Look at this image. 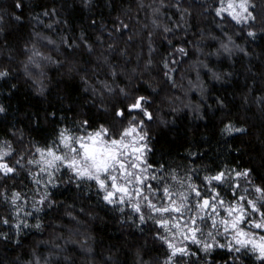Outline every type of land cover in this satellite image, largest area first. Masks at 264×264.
Returning <instances> with one entry per match:
<instances>
[{
	"label": "trees",
	"instance_id": "1",
	"mask_svg": "<svg viewBox=\"0 0 264 264\" xmlns=\"http://www.w3.org/2000/svg\"><path fill=\"white\" fill-rule=\"evenodd\" d=\"M208 2L166 0L161 12L153 13L152 0H111V8L107 0H95L90 8H86L82 0H22L20 8L16 7V0H0V16L4 17L0 21V28L3 29L0 32V68L6 67L10 74L9 78L0 79V103H4L8 109L6 113H0V143L5 140L12 142L15 149L12 160L22 155V162H26L31 156L38 155L35 147L54 142L61 127L82 132L76 123L81 120H88L92 128L119 120L120 129L114 133L118 135L127 125V118L115 116V110L123 107L145 120L151 149L148 162L154 166L165 165L160 175L170 169H176L179 176L189 173L206 191L203 177L224 170L227 165L230 169L241 171L250 168L252 179L257 184L264 181V103L260 102V98H264V31L259 30L264 28V19L257 14L258 0H253L257 7L249 10L257 16V20L248 23L257 34L255 38L249 37V28L236 24L227 13L216 14L220 0H211V8H207ZM184 8L189 9L184 14L187 16V26L181 21ZM46 10L48 16L44 15ZM17 16L21 19L17 20ZM57 19L59 23L48 27ZM153 20L161 21L172 31L165 32L162 26L153 27ZM221 21L224 22L223 29L216 27ZM121 22L128 27L122 28ZM201 29L204 30L203 39ZM81 32L93 45V51L90 52L82 43ZM209 32L213 35H209ZM225 32L233 35L236 43L243 44L246 52L236 51L231 57L227 53L220 56L212 54L222 40L227 41ZM237 32L240 35H236ZM36 33L42 35L37 36ZM45 35L57 40L59 47L44 40L42 37ZM62 36L79 47L69 48L61 41ZM98 36L102 40L97 39ZM169 40L172 41L171 45ZM33 43L45 55L61 61L57 65L40 60V68L29 66L33 76L40 78L43 73L47 85L43 94L36 91L39 85L33 78L24 74L26 57L31 54L24 46ZM110 44L113 45L111 49L108 47ZM178 45L187 50V55L173 51ZM150 47L153 49L151 54ZM201 48L203 52L198 50ZM104 56L109 58L107 64ZM165 57L169 59L170 67L175 69L173 78L176 84L182 87L173 86L172 81L164 75L166 69L160 61ZM149 58L153 64L145 70L144 65ZM194 61H207L209 68L232 73L224 80H214L208 68L199 67L200 77L208 87L206 100L195 89L186 92L190 87L188 79L196 81L197 78ZM108 64L119 66L115 78L108 71ZM133 68L138 71L134 73ZM82 76L87 80H82ZM101 80L108 81L115 88L114 93H108L99 83ZM11 84L17 87L12 89ZM89 84L100 89L104 98L93 95V88ZM150 84L155 86V91ZM116 85L126 88L133 96L150 97L147 107L153 113V118L149 120L138 110H128L126 105L132 101L130 98L126 100ZM216 97L223 99L224 105L218 104ZM190 101L203 105V118L192 107L184 106ZM101 103L106 107L101 108ZM53 112L55 115H50ZM229 121L237 126L242 124L247 131H222ZM17 167L19 175L11 174L7 179H0V190L6 189L9 195L13 189L21 191L30 203L32 189L43 187L35 184L29 175V168L31 171H37V168ZM155 170L156 167L152 169ZM67 175L66 170L58 174L60 180L66 179ZM166 179L172 182L170 177ZM149 182L153 185L156 183ZM88 184H92L90 190ZM233 188L234 184L224 186L226 199L235 198ZM52 191V198L60 201L58 206L52 209L45 207L41 213L29 207L24 209L33 212V216L28 217L30 224H34L39 216L44 222L42 230L24 229L18 243L14 224L0 223V231L8 232L10 236V239L0 237V264L16 256L21 260L33 259V250L43 260L56 244L63 245L65 250L59 258L51 257V264H112L108 256H113L118 264H138L137 251L140 260L149 261V264H164L169 249L163 241L154 237L157 226L148 221L137 228L131 221H122L121 214L111 205L106 207L98 202V189L94 182H87L79 190L75 184H59ZM240 191L236 189V195ZM66 207L84 223L65 215ZM124 214H131L130 209L126 208ZM20 215L23 217V212ZM0 217L15 220L8 202L2 196ZM77 231L84 235L76 234L74 240L84 242L85 247L91 245L92 253L86 252L78 243L66 242ZM57 233L62 234L63 238H57ZM89 234L92 239H88ZM218 239L225 242L221 237ZM187 243L196 255L180 256L177 264H184L185 260L193 264L197 256L199 261L208 259L198 251L199 245L190 241ZM237 255L244 264H260L250 252L232 253L227 248H216L210 258L220 264L226 261L232 264L233 257ZM66 256L71 260H65ZM236 264H239L238 260Z\"/></svg>",
	"mask_w": 264,
	"mask_h": 264
},
{
	"label": "snow or ice",
	"instance_id": "2",
	"mask_svg": "<svg viewBox=\"0 0 264 264\" xmlns=\"http://www.w3.org/2000/svg\"><path fill=\"white\" fill-rule=\"evenodd\" d=\"M16 7H22V0H16ZM251 7L250 0H227V3L225 0H220V6L215 9V12L218 16L227 13L238 23L255 21L256 16L249 10ZM53 11L55 10L53 9ZM186 11L183 10L181 15H184ZM44 15L48 16L49 12L46 10ZM16 19L19 20L21 17L17 16ZM121 27L127 28L128 25L121 22ZM164 31L170 32L168 26L164 27ZM256 34L255 29L249 28V37L255 38ZM37 35L42 34L37 33ZM81 35L82 43L87 46L90 52L93 51V45L84 38V33ZM44 37L49 40V43L54 44L46 35ZM98 39L102 40V37ZM62 42L69 48H72L75 43L69 42L68 38ZM168 43L171 45L172 41L169 40ZM24 47L31 53L26 57L24 74L33 78L39 85L36 91L43 94L46 89L43 73L40 78H37L33 76L29 66L35 65L40 68V60L49 63H59V61L50 55H45L35 43L31 46L25 44ZM108 47L111 49L113 45L110 44ZM234 47L237 46L234 45L231 36H228L227 41H221L219 48L216 49V55L227 53L230 56ZM198 50L203 52V49ZM173 51L187 55V50L182 45H178ZM245 51L241 49V52ZM149 52L150 54L153 52L151 47ZM103 60L108 63L109 58L104 56ZM175 62L171 61V63ZM160 63L166 69L164 75L172 81L173 86H176V81L173 78L175 69L170 67L169 59L165 57L161 59ZM152 64L153 60L149 58L144 65L145 70ZM193 64L197 69V78L196 81L189 79L190 87L186 92L195 89L205 100L208 98V87L200 77V66L208 68L214 80H224L226 76L232 75V73H222L209 68L207 61H194ZM9 75V70L6 67L0 68V79H7ZM112 75L116 76L115 68H112ZM81 79L87 80V77L82 76ZM103 85L109 93L115 91L108 81H103ZM150 86L154 91L156 90L154 85L150 84ZM10 87L15 89L17 85L11 84ZM119 93L123 94L126 100L131 99L132 102L126 105L128 110H138L142 116L149 120L153 118V113L147 107L150 97L133 96L126 88H119ZM216 100L218 104L224 105L223 99L216 97ZM260 102L264 103V98H260ZM184 106L192 107L201 118L205 115L201 104H193L190 101ZM7 110L5 104L0 103V113H6ZM50 115L54 116L55 112ZM115 116L127 118V125L118 135H114L110 128L104 124L92 128L88 120H81L76 123L82 132L77 133L68 127H61L54 142L43 147H35V152L38 155L31 156L26 163L36 166L37 171L29 169V175L35 184L43 187L32 189L33 195L30 197V203L21 191L13 189L9 195L6 189L0 190V196L8 202L12 216L15 217L14 221L8 217H0V223L14 224L18 243L20 233L24 229H43V221L39 216L36 217L34 224H30L28 217L33 216V212L24 211V209L29 207L36 213H41L45 207L52 209L58 206V203L52 199L54 195L52 189L60 184L58 174L62 170H66L67 178L72 182L70 185L75 184L77 189H81L89 181L94 182L98 189L97 200L104 203L106 207L111 205L113 210L121 214L122 221H131L137 228L152 221L157 226L154 237L163 241L169 249L165 264H177L180 256L196 255L189 247L188 241L199 245L198 251L203 252L208 258L216 248H227L232 253L252 252L259 259L260 264H264V234L255 231L257 229L264 230V181L257 184L252 179V169L234 170L226 165L224 170L208 173L203 177L206 191L201 189L189 173L179 176L176 169H170L160 175L159 173L165 168V165L154 166L147 159L148 137L141 130L145 126V120L139 119L137 122V115H132L123 107L115 110ZM222 131L244 133L247 129L242 124L237 126L236 123L229 121L224 124ZM14 154L15 149L11 141L5 140L0 143V174H2L0 177L3 179H7L11 174L19 175L17 165L23 167V156L12 160ZM154 167L156 170L152 171ZM167 177L171 178V183L168 182ZM149 181L156 183L153 185ZM233 184L235 198L228 200L223 195L224 186ZM87 186L90 190L92 184ZM236 189L241 190L240 194L236 195ZM126 208L130 209L131 214H124ZM83 211L84 209H81V212ZM21 212H23V217L20 215ZM68 215L71 216L72 213H68ZM89 215L93 214L89 213ZM221 233L226 242L222 243L218 239L221 237ZM0 237L10 239L9 233L4 231H0ZM81 246L83 247L84 244ZM55 255H57L55 252L49 253V256ZM239 259L238 255L233 257V260ZM211 261L212 264H215L214 260ZM198 262L202 264V261L199 260L193 261V264H198ZM46 264H51V260L46 258ZM225 264L228 262L226 261Z\"/></svg>",
	"mask_w": 264,
	"mask_h": 264
},
{
	"label": "clouds",
	"instance_id": "3",
	"mask_svg": "<svg viewBox=\"0 0 264 264\" xmlns=\"http://www.w3.org/2000/svg\"><path fill=\"white\" fill-rule=\"evenodd\" d=\"M141 2H143V0H141ZM165 2H166V0H152V5H154L153 7H152V11H153V13H157V12H161V8L163 7V5L165 4ZM82 3L84 4V6L86 7V8H90L94 3H95V0H82ZM107 3H108V7L109 8H111L112 7V3H111V0H107ZM250 3H251V6L253 7V8H255V7H257L254 3H253V0H250ZM258 4H259V8L257 9V14L258 15H260L261 17H262V19H264V0H258ZM152 5H150V6H152ZM212 7V3H211V0H209V2H208V4H207V8H211ZM207 8L205 9V11H207ZM158 9V11H156ZM183 10H187L186 12H184V14L185 13H188L189 12V9H187V8H184V9H182V11ZM161 15H162V13H161ZM3 19H4V17L3 16H0V21H3ZM257 20V16H256V19H255V21ZM181 21H182V23H184L185 24V26H187V16L186 15H181ZM249 21H251V20H249ZM236 22V24H238V25H241V26H243V27H246V28H252V25L250 24V23H248V21L247 22H243V21H241V22H237V21H235ZM53 23H59V19H57L56 21H53L52 23H49L48 24V27L50 26V28L52 27V24ZM153 27H157V26H162L163 28L165 27V26H167L166 24H162L161 23V21H157V20H153ZM145 27H147V25H145ZM216 27L217 28H220V29H223V27H224V22L223 21H221V22H219V23H217L216 24ZM169 29H170V31H172V29L170 28V27H168ZM0 29H2V28H0ZM260 31H264V28H261V29H259ZM3 30H0V32H2ZM83 32H81V34H82ZM80 34V39H82L83 37H82V35ZM209 35H213L211 32H209L208 33ZM36 35H37V33H36ZM152 35V34H151ZM151 35H150V37H151ZM224 35L226 36V37H228V36H231V38H232V41L234 42V45H236L237 47H234V49H233V53H235L236 51H241V49H243V50H246V48L244 47V45L243 44H239V43H236V40H235V38H234V36L233 35H230V34H228L227 32H225L224 33ZM236 35H240V33L239 32H237L236 33ZM37 36H41V35H37ZM204 36V30L203 29H201V38ZM46 37H48V38H50L51 39V41L52 42H54V44L55 45H57V48L59 47V42L57 41V40H54L51 36H46ZM44 40H47L48 42H49V40L47 39V38H45L44 36L42 37ZM99 38V36L97 37V39ZM213 38H215V39H219L218 37H213ZM64 39H66V37H61V41H63ZM220 46V45H219ZM73 47H79V45L78 44H76V45H73ZM202 49V48H201ZM246 52V51H245ZM232 53V54H233ZM212 54H214V55H216V50L214 51V53H212ZM51 56V55H50ZM217 56V55H216ZM229 57H231V55L229 56ZM97 59H98V57H97ZM99 59H100V57H99ZM56 61H58V60H56ZM61 63V61H59V63H53V64H60ZM107 64V63H106ZM112 68H115V70H116V75H117V70H118V68H119V66H113V65H111V64H108V71L110 72V74H111V76L113 77V78H115L116 76H113L112 75ZM135 69V71H133ZM120 71H123V69L122 68H120L119 69ZM96 71H99V69H97ZM132 71L135 73V72H137L138 71V69H136V68H133L132 69ZM130 79H131V77H130ZM103 81H105V80H101V81H99V83L101 84V85H103ZM188 84H189V79H188ZM89 86L90 87H92L93 88V95H99L101 98H104V93L102 92V91H100V89H97V88H95L94 86H92L91 84H89ZM46 87H47V85H46ZM103 87H104V85H103ZM115 87H117V88H124V87H121V86H119V85H116ZM176 87H182V85H179V84H176ZM105 88V87H104ZM114 88V87H113ZM115 89V88H114ZM109 93V92H108ZM112 93H114V92H112ZM102 105H104L103 107H102ZM100 107L101 108H104V107H106V105L105 104H103V103H101L100 104ZM179 110V109H178ZM136 119H137V121L139 120V119H141L140 118V116H137L136 117ZM101 124H104V123H101ZM106 127H108V128H110V130H111V132L114 134V133H117L118 131H119V129H120V122H119V120H114L112 123H110V124H108V125H106V124H104ZM144 132H145V134L147 135V137H148V131H147V126L145 125L144 126V130H143ZM148 143H149V140H148ZM26 151V150H25ZM148 151H151V149H150V147H149V150ZM192 155H195V153H192ZM23 163V167L22 168H29V166L30 165H28L26 162H22ZM30 169V168H29ZM191 177H192V175H191ZM0 179H3L2 177H0ZM192 179H193V177H192ZM70 183H72L68 178H66V179H64V180H60V184H64V185H70ZM79 190V189H78ZM33 195V194H32ZM31 195V196H32ZM53 199V198H52ZM54 201H56L58 204L60 203V201H58V200H56V199H53ZM99 202V201H98ZM100 204H103L102 202H99ZM81 209H83V208H81ZM81 209H80V211H81ZM68 213H72V215L71 216H69L68 215ZM89 214V213H88ZM65 215H67L68 217H71V218H73L74 220H78L79 218L76 216V214H75V212L74 211H68L67 210V207H66V209H65ZM82 223H84L83 221H81ZM43 224H44V222H43ZM76 234H79V235H84V233H79L78 231L76 232V233H73V235H70L68 238H67V241L66 242H68V241H72V242H75V243H77V242H79L78 244H84V242H82V241H78V240H74V235H76ZM223 234L221 233V236H222ZM57 238H63L62 237V234H60V233H57ZM88 239H92V237L90 236V235H88ZM45 243H47V241H44ZM57 246H59V247H57ZM82 247V246H81ZM82 248H84V250L86 251V252H88V253H92L93 252V248L91 247V245H88L87 247H85V244H84V246L82 247ZM65 249H64V247H63V245H61V244H56L55 245V248H54V250L53 251H51V252H55V253H57V255H55V257H57V258H59L60 257V254L64 251ZM50 253V252H49ZM49 253H48V256L47 257H45L43 260L36 254V252L33 250V253H32V255H33V259H30V260H21L20 259V257L19 256H16V257H13V258H10V259H7V260H5V262H4V264H46V258L47 259H49V260H51V257H53V256H49ZM250 253H252V252H250ZM139 251H137V259H138V264H149V261H146V260H140L139 259ZM252 255L253 256H255L253 253H252ZM39 257V259H37ZM64 259L65 260H71V257H68V256H66V257H64ZM107 259L109 260V261H112V264H118V262L116 261V260H114V258H113V256H108L107 257ZM197 260H200V258L197 256V258H196ZM255 259H256V261H258V262H260L259 261V259L255 256ZM236 261L237 260H233L232 261V264H236ZM239 261V264H244V261L243 260H241V259H239L238 260ZM164 264H165V261H164ZM184 264H189V261L188 260H185L184 261ZM202 264H212V261H211V259L210 258H208V259H205V260H203L202 261ZM215 264H220V262H215Z\"/></svg>",
	"mask_w": 264,
	"mask_h": 264
},
{
	"label": "rangeland",
	"instance_id": "4",
	"mask_svg": "<svg viewBox=\"0 0 264 264\" xmlns=\"http://www.w3.org/2000/svg\"><path fill=\"white\" fill-rule=\"evenodd\" d=\"M149 140V139H148ZM149 147H150V144H149ZM148 154H149V151H148V153H147V159H148ZM250 191V190H249ZM251 198V197H250ZM222 212H223V210H221ZM258 215V214H257ZM245 227H248V225H245ZM255 231H257V232H260L261 234H264V230H255ZM221 238H223L224 240H225V238L224 237H222L221 236ZM226 242V241H225Z\"/></svg>",
	"mask_w": 264,
	"mask_h": 264
}]
</instances>
